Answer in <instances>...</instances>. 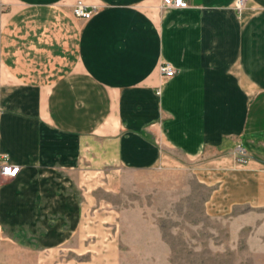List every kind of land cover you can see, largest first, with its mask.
Returning a JSON list of instances; mask_svg holds the SVG:
<instances>
[{"label":"crops","instance_id":"1","mask_svg":"<svg viewBox=\"0 0 264 264\" xmlns=\"http://www.w3.org/2000/svg\"><path fill=\"white\" fill-rule=\"evenodd\" d=\"M77 1L0 0V250L79 241L117 170L210 155L217 202L263 207L264 0Z\"/></svg>","mask_w":264,"mask_h":264},{"label":"rangeland","instance_id":"2","mask_svg":"<svg viewBox=\"0 0 264 264\" xmlns=\"http://www.w3.org/2000/svg\"><path fill=\"white\" fill-rule=\"evenodd\" d=\"M10 12L0 9V26ZM209 156L97 176L79 241L43 251L10 240L0 264H264V206L217 202Z\"/></svg>","mask_w":264,"mask_h":264},{"label":"built area","instance_id":"3","mask_svg":"<svg viewBox=\"0 0 264 264\" xmlns=\"http://www.w3.org/2000/svg\"><path fill=\"white\" fill-rule=\"evenodd\" d=\"M247 0H236L235 6L237 9L242 10L245 7ZM164 5L166 6H175V7H186L188 5V2L186 0H163ZM96 10V7H89L84 0H78L72 8V12L77 17H83V18H89L92 16L94 11ZM160 71L162 73L163 79L170 78L175 75L176 69L175 67L168 61H164L160 64ZM161 92V89L159 90V93ZM237 153L239 157H245L246 151L244 148L240 145L237 148ZM20 166L11 163L7 161L6 157L4 156V160L1 163V169L0 172L3 175H9V176H15L17 172L19 171Z\"/></svg>","mask_w":264,"mask_h":264}]
</instances>
